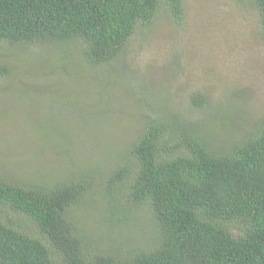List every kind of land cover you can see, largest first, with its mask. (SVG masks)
<instances>
[{"label": "trees", "instance_id": "16d2710c", "mask_svg": "<svg viewBox=\"0 0 264 264\" xmlns=\"http://www.w3.org/2000/svg\"><path fill=\"white\" fill-rule=\"evenodd\" d=\"M251 1L264 34V0ZM162 12L179 24L182 0H0V45L13 52L27 43L79 40L85 67L102 68L109 88L136 27H149ZM57 52L53 57L61 60L62 49ZM59 62L54 68L64 65ZM7 76L17 78L0 61V77ZM189 102L209 108L205 123L148 108L124 156L101 173L107 211L102 238L109 240L123 222L134 223L141 209L151 226L148 245L141 246L144 233L137 229L136 236H125L127 244H137L102 248L69 215L102 200L87 167L58 168L50 183L0 175V264H264V115L253 128L249 123L236 138L221 141L238 124L215 117L195 93Z\"/></svg>", "mask_w": 264, "mask_h": 264}, {"label": "rangeland", "instance_id": "374dc122", "mask_svg": "<svg viewBox=\"0 0 264 264\" xmlns=\"http://www.w3.org/2000/svg\"><path fill=\"white\" fill-rule=\"evenodd\" d=\"M182 7L179 24L162 12L149 27H136L109 88L102 68L85 67L79 40L27 43L13 52L0 45V61L17 77H0V175L50 183L60 168L83 166L93 171L95 196H102V170L124 156L123 147L148 118V108L206 122L209 108H194L191 93L201 96L215 117L230 116L227 123L238 124L239 130L231 127L221 141L236 138L249 123L253 128L264 115V34L256 6L251 0H182ZM58 49L61 60L53 57ZM58 61L64 65L54 68ZM104 200L90 210L86 203L76 206L69 215L101 240L102 248L137 244L125 238L136 236L137 229L144 233L141 246L148 245L151 226L141 209L133 214L134 223L123 222L109 240L102 238Z\"/></svg>", "mask_w": 264, "mask_h": 264}]
</instances>
